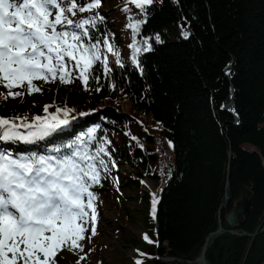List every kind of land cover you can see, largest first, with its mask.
I'll return each mask as SVG.
<instances>
[{
    "label": "trees",
    "instance_id": "16d2710c",
    "mask_svg": "<svg viewBox=\"0 0 264 264\" xmlns=\"http://www.w3.org/2000/svg\"><path fill=\"white\" fill-rule=\"evenodd\" d=\"M52 2L37 0L38 15L48 25ZM62 2L63 27L79 37L75 51L84 58L82 74L78 63L68 61L57 75L56 92L36 94L32 75L6 79V90L0 76V108L15 103L9 84H20L32 100L31 111L20 118L53 122L60 107L67 122L54 130L32 128L41 135L30 147L13 140L21 131L10 133L12 146L20 149L0 145L5 157L37 180H71L89 191L116 183L121 162L146 158L135 135L154 145L157 156L161 152L158 138L120 109L121 98L130 99L133 113L149 117L173 152L149 242L141 243V264H200L201 248L220 220L228 231L210 244L208 263L264 264V0ZM122 17L125 26L132 19L126 49L119 39ZM159 35L163 40L155 41ZM112 54L115 68L108 61ZM79 112L86 114L80 118ZM227 189L230 199L220 208ZM248 201L249 209L230 225L227 216ZM73 246L82 260L85 248ZM6 260L0 254V264H10Z\"/></svg>",
    "mask_w": 264,
    "mask_h": 264
},
{
    "label": "rangeland",
    "instance_id": "374dc122",
    "mask_svg": "<svg viewBox=\"0 0 264 264\" xmlns=\"http://www.w3.org/2000/svg\"><path fill=\"white\" fill-rule=\"evenodd\" d=\"M31 1L37 3V0H29ZM117 8L123 13L121 7L117 6ZM38 14V9L24 0H0L2 90H6L4 83L6 79L14 77L28 79L32 75L29 82L36 87L34 94L45 90H52L55 93L57 75L66 68L65 64L68 65V61L76 65L78 63L81 74L84 70L81 55L75 51L79 37L74 30L63 27L66 20L62 0H53L51 3L49 25L46 23V17H40ZM33 19L38 20L39 23L31 22ZM125 22L126 19L122 17L118 27L119 39L126 49V44H131V17L126 26ZM185 34L184 32L183 35ZM171 37L176 36L172 34ZM154 40L161 41L163 36H154ZM107 42H109L108 45L106 44L109 54L112 52V45L110 41L107 40ZM37 60L39 63L36 62ZM108 61L111 62L112 68L117 66V58L114 54ZM9 86H12L15 103L6 111L0 108V117L7 120L27 121L20 116L31 111L29 102L32 100L25 97L26 93L20 84H9ZM0 92L2 93L1 89ZM105 101L106 104L109 103L108 99H104ZM119 103L120 109L130 115L137 126L158 138L161 152L158 151L157 156L154 145H148L143 138L135 135L133 139L136 146L143 154L146 153V158L140 161L132 159L131 162H121L116 172V183L91 191L85 186L82 189L72 186L71 180H61V184L53 181L46 182L44 179L33 178L30 172L23 169L14 170V177L22 187L20 201L22 203L23 199L27 200L26 205L22 204V206L32 208L31 205H33L34 207L31 210L25 209L29 213L28 220L46 221V224L53 228L48 232L41 230L36 234L26 235L16 224L9 232L3 231L0 227V254L7 259L6 262L27 264V260L33 259L36 264H141L140 247L143 246L141 243L149 242L151 219L161 197L163 185L171 172L170 161L173 160V152L170 143L161 137L158 131L151 128L153 125L149 117L133 113L132 108L135 104L130 99L121 98ZM58 112L59 117L53 121L54 123L62 122V119L66 118L64 109L59 107ZM79 113L80 118L86 114ZM131 133H133L132 130L128 134ZM9 135L8 133L0 135V145L4 149L6 147L13 150L20 149L12 146ZM37 135L40 136L41 132L21 131V134L13 140L19 141L23 147H30ZM24 139L28 141L24 142ZM5 152L0 150V159L5 157ZM153 156L155 162L152 160ZM7 159L10 161L12 157ZM9 161L7 164L11 168ZM29 175L32 178L28 180ZM13 182L15 183L11 180V183ZM149 182L160 190L159 198L155 202ZM1 185L0 182V187ZM8 200L9 195L6 196L7 205H9ZM252 234L255 235V233ZM74 242L76 246L79 247L82 244L85 248L82 251V260L74 250Z\"/></svg>",
    "mask_w": 264,
    "mask_h": 264
},
{
    "label": "water",
    "instance_id": "95a60500",
    "mask_svg": "<svg viewBox=\"0 0 264 264\" xmlns=\"http://www.w3.org/2000/svg\"><path fill=\"white\" fill-rule=\"evenodd\" d=\"M230 79V76L227 75ZM233 98V97H232ZM232 105V100L226 105V109H229L230 106ZM235 119H236V122L238 121V117L235 115ZM231 157V153H229V159ZM227 188L229 187V182L227 181V184H226ZM230 199V195L228 193V189L226 190L225 192V197H224V201L221 203L220 205V208H224L228 201ZM249 206H250V201L247 202L246 205H241L239 204L237 206L238 208V211L237 212H231L228 216H227V221L229 222L230 225H234L235 223L239 222L240 220V217L239 215L241 213H245L248 209H249ZM220 216V214H219ZM264 230V227L263 229ZM226 231H228L227 229H225L222 225V222L221 220L219 221V226L216 230L212 231L209 233V235L207 236L202 248H201V251H200V255H199V258H198V262L200 264H209L208 263V259H207V256H206V253H207V250L210 246V244L213 242V240L220 236L221 234L225 233ZM230 232L234 233V234H239V235H244V234H247V235H254V234H250V233H243V232H239L238 230H229Z\"/></svg>",
    "mask_w": 264,
    "mask_h": 264
},
{
    "label": "bare ground",
    "instance_id": "6f19581e",
    "mask_svg": "<svg viewBox=\"0 0 264 264\" xmlns=\"http://www.w3.org/2000/svg\"><path fill=\"white\" fill-rule=\"evenodd\" d=\"M63 125L62 126H64L65 124H66V122H67V119L65 118V119H63ZM61 126V127H62ZM60 128V127H59ZM30 129H32V128H30ZM35 129H36V127H35ZM38 129H40V130H45V128H38ZM2 132H4V130H2L1 128H0V134L2 133ZM4 183L2 182V185H3ZM149 184H150V186L152 187V189H153V195H154V202H155V200H157L158 198H159V192H160V190H159V188H157L155 185H153V184H151V182H149ZM18 190V189H17ZM25 200V199H24ZM28 201L30 202V199H28ZM32 206V208H34L33 207V205H31ZM47 207V206H46ZM38 209V207L36 208V210ZM30 210V209H29ZM26 213V212H25ZM28 215H29V213H28Z\"/></svg>",
    "mask_w": 264,
    "mask_h": 264
}]
</instances>
